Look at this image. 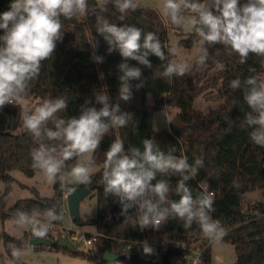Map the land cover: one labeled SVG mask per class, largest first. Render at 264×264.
<instances>
[{
    "label": "trees",
    "instance_id": "trees-1",
    "mask_svg": "<svg viewBox=\"0 0 264 264\" xmlns=\"http://www.w3.org/2000/svg\"><path fill=\"white\" fill-rule=\"evenodd\" d=\"M10 2L0 0V12L7 10ZM244 2L241 0V3ZM102 5L106 11L102 10ZM120 15L115 0H88L85 17L71 20L61 17L62 39L57 41L52 56L42 61L40 74L30 82V91L25 98L38 99L35 106L47 99L65 98L68 107L58 113L57 118L68 120L78 116L81 106L86 102L87 106L99 110L101 105L96 103V95L103 92L109 96L111 105L118 103L121 112L131 114L132 118L126 127L112 128L105 135L94 154L96 163H104L105 151L116 139L123 140L125 149L136 146L143 150L142 140L153 138L162 151L167 153L175 147L173 154L186 155L189 163H193L195 157H201L204 166L194 179L188 181V186L194 195L206 192L205 188L214 191L215 216L229 228L224 239L235 245L237 260L234 264H264V207L256 205L246 209L243 206L247 191L256 188L264 191V147L255 145L249 139L251 129L245 123V114L251 109L244 100L246 89L243 85V81L250 76L264 79V57L250 53L247 62L241 64L239 56L228 54L223 46L205 45L209 50V59L204 66L197 68L194 63L184 76L173 75L170 78L162 73L171 56L161 61L149 55L151 68L128 60L129 66L141 69L142 77L130 81L132 97L123 101L119 98V76L122 73L118 66L124 61L118 51L109 53L107 42L97 32V18L101 21L107 19L117 25H134L145 33L154 32L164 46L166 56L169 45L168 29L157 9L138 6L136 11L125 14L123 20L119 19ZM2 34L3 30H0ZM197 40L200 38L190 32L181 40V44L190 48ZM94 56L103 57V62L95 61ZM236 78L241 79L242 87L232 90L229 84ZM141 83L143 86L137 89L136 85ZM163 94L166 96L163 97ZM200 94L222 102L216 109L205 113L193 105ZM165 104L177 107L179 111L171 120L169 128L155 130L153 114ZM22 108L27 109L18 101L0 112V181L4 183V191L0 194V206H3L0 208V222L10 217L20 219L21 213H26L28 217L34 214L47 215L50 209L61 219L65 194L76 187H85L98 199V215L85 221L96 227L97 242L88 251L61 247L58 241L51 248L81 255L95 264H177L174 257L180 253L178 249L158 248L155 249L157 255L145 256L135 245L128 253L126 242L120 239L139 229V225L133 223L137 209H129L127 216L119 215L122 206L118 197L104 192L103 166L93 173L90 185H75L58 176L52 196H42L35 189V196L21 198L8 210L4 209L6 195L16 179L11 171L35 175L38 169L32 167L31 151L41 142L49 145L59 143L34 139L22 126ZM47 126L55 127L53 121H49ZM178 179L175 176L170 178L173 191L169 193V200L179 199L174 191ZM74 221L80 223V219L74 218ZM193 228H196L195 224ZM195 232L184 229L182 221L171 218L160 228L162 237L181 241ZM0 235L7 252L12 255L14 247L27 244L33 233L25 231L17 237L4 230ZM210 247L205 251L204 264H212ZM106 251L116 252L120 257L114 261L105 260Z\"/></svg>",
    "mask_w": 264,
    "mask_h": 264
},
{
    "label": "clouds",
    "instance_id": "clouds-1",
    "mask_svg": "<svg viewBox=\"0 0 264 264\" xmlns=\"http://www.w3.org/2000/svg\"><path fill=\"white\" fill-rule=\"evenodd\" d=\"M115 6L121 13L119 19L129 11H136L134 0H115ZM102 10L106 8L101 6ZM88 12V0H11L7 10L0 12V112L25 98L30 91V82L37 79L42 61L49 59L56 49L57 41L62 39L63 24L61 17L71 20L85 17ZM185 12L194 15L189 17ZM162 14L172 24L187 28L200 38L201 47L196 59L197 68L204 66L209 59L207 46L221 45L228 54H237L240 63H246L249 54L264 57V0H163ZM97 32L108 44L109 53L118 51L123 61L119 64L122 75L119 76V98L128 101L132 97L130 81L140 80L139 67L129 66L128 60H134L151 68L149 55L165 61L177 54L178 45L164 46L154 32L145 33L134 25H117L98 17ZM97 62L103 57L94 56ZM219 65V62H217ZM190 71L186 63L169 60L162 73L165 77H182ZM244 100L251 109L245 114V123L251 129L249 139L255 145L264 147V79L250 76L243 81ZM142 83L136 85L137 89ZM229 87L237 90L242 87L240 78L230 81ZM94 106H81L80 114L68 120L57 118V114L68 107L63 97L47 99L42 103L21 109L20 119L23 128L36 140L59 142L49 145L41 142L31 151L32 167L56 183L62 174L65 162L74 157L87 154L88 163L94 164V154L110 129L126 127L132 116L121 112L120 105H111L106 93L96 95ZM54 122V129L48 122ZM140 147L125 149L121 139L114 140L105 151L102 170V183L105 194L118 197L122 210L119 215L127 216L128 210L137 209V223L140 230L151 227L159 231L170 218L183 222L184 229L199 232L210 242L223 240L228 234L220 220L215 219L214 200L210 193L193 194L188 181L194 179L204 166L201 157H195L189 163L186 155L176 156L175 147L167 153L162 151L153 138L142 140ZM75 185H90L93 171L91 167L76 163L67 173ZM179 177L174 189L178 200H169L173 191L171 177ZM166 205V206H165ZM53 220L59 219L53 210L47 211ZM24 223L37 224L27 216L20 214ZM197 227L194 229L193 225ZM50 224H39L33 228L38 238L48 236ZM131 252V247L128 248ZM20 251L14 249L12 256L19 258ZM142 255L153 256L157 252L147 241L143 242Z\"/></svg>",
    "mask_w": 264,
    "mask_h": 264
},
{
    "label": "rangeland",
    "instance_id": "rangeland-1",
    "mask_svg": "<svg viewBox=\"0 0 264 264\" xmlns=\"http://www.w3.org/2000/svg\"><path fill=\"white\" fill-rule=\"evenodd\" d=\"M138 6L142 7H153L163 17L165 24L168 29V45H178L177 54L171 56L170 60L177 63H186L191 69L199 55V49L201 47L200 40L195 41L192 47L187 48L181 44V40L190 33L187 28H182L180 26L172 24L169 18L162 14L163 0H135ZM186 16H193L191 12L184 13ZM166 94H163L165 97ZM38 99L23 98L21 102L27 109L34 107ZM221 100L210 99L198 95L193 105L196 109H199L205 113L210 112L218 107ZM179 111L177 107L165 104V106L154 112L153 114V127L155 130H161L164 128H169L170 122ZM179 156V155H176ZM76 163L84 164L85 166L91 167L93 173L99 171L103 164L102 163H88L87 154L84 156L77 157L69 162H65V167L60 175L62 180L71 181L70 175L67 173L70 168ZM12 175L16 178L12 184L11 188L6 195V206L8 207L14 204L17 200L21 198L33 197L35 196V189L39 191L42 196L50 197L54 193V184L47 180L41 171H37L35 175L28 176L19 170H12ZM0 194L4 191V183L0 181ZM66 199V196H65ZM256 205H261L264 207V191L262 188H256L254 190L247 191L243 198L244 208H251ZM0 208H3L1 205ZM99 206L97 197L91 193L89 190L87 194L81 198L79 202V218L83 223H76L73 216L69 213L67 203L65 202L64 212L61 215V219H55L76 232H82L85 234H94L96 232V227L91 225L86 220L94 218L98 215ZM33 216H39L47 219H52L47 215L34 214ZM7 231L13 236H21L25 231H30L33 233V227L29 223H24L21 219L17 218H7L4 222H0V234L3 231ZM0 258L2 264H95L94 262L88 260L81 255H74L63 249L51 248V246L45 245L44 247H35L29 242L22 247H14L20 251L19 258H15L10 255L4 245L3 239L0 235ZM74 249L79 251H88L94 246H85L82 241H73ZM210 254L212 259V264H234L237 260V253L235 245L223 238L222 241L212 243L210 247Z\"/></svg>",
    "mask_w": 264,
    "mask_h": 264
},
{
    "label": "built area",
    "instance_id": "built-area-1",
    "mask_svg": "<svg viewBox=\"0 0 264 264\" xmlns=\"http://www.w3.org/2000/svg\"><path fill=\"white\" fill-rule=\"evenodd\" d=\"M205 191L210 193L213 197L215 193L212 190L205 188ZM67 193L65 194V196ZM214 207V205H213ZM212 216L215 219L220 220L222 226L229 232V228L224 224L223 220L216 217L215 213H212ZM33 221H36L37 224H30L33 228L39 224H50L48 238L53 241H58L60 238H67L73 243V241H82L85 246H93L98 240V234H85L82 232H76L73 229L65 227L62 222L53 219H47L39 216H29ZM135 226L138 225L137 217L133 219ZM197 227V226H196ZM120 240L126 242V248L128 249L133 246L138 245L139 249L142 250L143 242L147 241L150 247L154 249L165 248V249H178L180 253L176 255L175 261L177 264H204V254L206 249L211 246L207 238H205L199 230H196L195 233L189 234L186 240H177L174 238L162 237L159 231H154L151 227L140 230V228L135 233L129 234L127 237L121 238Z\"/></svg>",
    "mask_w": 264,
    "mask_h": 264
},
{
    "label": "water",
    "instance_id": "water-1",
    "mask_svg": "<svg viewBox=\"0 0 264 264\" xmlns=\"http://www.w3.org/2000/svg\"><path fill=\"white\" fill-rule=\"evenodd\" d=\"M87 192L88 189L85 187H76L71 191L67 192L66 203H67L68 211L75 219L79 218V202L81 198L87 194ZM80 223H83V221H80ZM54 242L55 241L51 240L48 237L38 238L35 237L34 235H31L29 238V243L33 246H41V245L52 246ZM57 243L61 247L74 249L73 243L69 241L67 238L62 237L58 240ZM119 257L120 255L113 251H106L104 255V259L108 261L117 260Z\"/></svg>",
    "mask_w": 264,
    "mask_h": 264
}]
</instances>
